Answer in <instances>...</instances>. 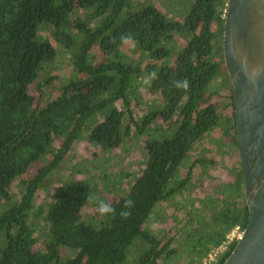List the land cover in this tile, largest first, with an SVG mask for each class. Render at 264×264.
<instances>
[{"label": "trees", "instance_id": "obj_1", "mask_svg": "<svg viewBox=\"0 0 264 264\" xmlns=\"http://www.w3.org/2000/svg\"><path fill=\"white\" fill-rule=\"evenodd\" d=\"M226 4L227 0H193L182 20H177L148 1L0 0V264H124L137 241L134 264H156L163 256L170 239L163 243L145 223L159 202L171 200L186 187L190 169L180 176V166L188 161L192 146L220 124L216 104L206 102L214 91L210 84L222 77L232 92L222 55ZM76 8L87 11L84 18L70 19ZM42 28H51V38L69 52L73 66L57 97L44 103L29 92V85L57 54L55 44L40 34ZM129 32L135 49L152 61L142 65L125 53L119 37ZM174 34L184 37L185 43L179 45ZM95 46L103 57L92 52ZM152 72L156 78L145 84ZM184 78L190 82L187 91L173 84ZM142 84L159 93L161 103L137 119L131 101L140 99ZM230 100L233 106L232 93ZM156 117L167 123L165 130L151 127ZM132 124L136 134H146L149 157L125 194L107 202L93 196L89 179L71 178L55 189L46 209L36 206L45 179L84 132L91 143L108 151L130 134ZM223 124L224 134L236 144L234 112ZM46 154L51 155L45 158ZM38 162L42 164L37 171L21 180L22 195L16 200L10 192L13 182L28 175L29 166ZM207 162L214 161L201 156L190 167ZM232 174L234 181L220 189L226 195H240L243 202L223 199L221 208L212 210L208 232L193 238L190 248L196 255L189 264L201 261L234 226L243 230L247 224L240 163ZM127 199L134 201L130 209H124ZM100 201L116 214L99 211L84 219L83 206H99ZM122 210L131 215L122 218ZM41 213L43 248L34 250L35 216ZM235 244L216 264L223 263ZM63 247L73 255L63 258Z\"/></svg>", "mask_w": 264, "mask_h": 264}, {"label": "rangeland", "instance_id": "obj_2", "mask_svg": "<svg viewBox=\"0 0 264 264\" xmlns=\"http://www.w3.org/2000/svg\"><path fill=\"white\" fill-rule=\"evenodd\" d=\"M131 1L133 4L143 1L151 2L162 13L177 20H182L193 2V0ZM86 14V10L76 8L70 14V19L78 16L84 18ZM211 28L212 32L217 34L214 23H212ZM50 29L42 28L40 34L55 44L56 57L43 67L38 80L29 85V92L40 103L57 97L60 85L71 76L73 68L69 52L51 38ZM174 37L179 45L184 44L186 41L179 34H174ZM122 48L136 63L144 65L148 61H152L148 57L143 58L139 50L135 49V44L132 41L127 44L124 43ZM92 52L99 58L104 55L97 46L92 48ZM95 60L97 59L95 58ZM75 77L82 78L84 75L75 74ZM46 80L48 81L45 83ZM145 84H142L139 88L140 99L138 102L131 101L132 115L137 119L144 116L150 107L161 103L160 95L151 92ZM210 88L214 91L206 102L216 104L221 118L220 124L192 146L188 161L180 166L178 170L180 176H185L190 169V181L186 187L171 200L159 202L145 223L150 233L160 238L163 243L170 239L169 247H167L163 256L157 260L156 264H189L190 259H194L196 255V253L191 252L190 248L193 238L198 233L208 232V223L212 220V210L221 208V200L223 199L240 205L243 202V197L240 195H226L220 189L222 186L234 181L232 170L239 166L238 146L234 144L229 134L225 135L223 132V119L231 117L233 113L230 100L232 92L229 87H226V84L224 85L222 77L214 80L210 84ZM116 105L118 108L123 109L121 101H116ZM124 119L125 123L128 122L126 117ZM150 125L162 130L167 128V123L159 117H156ZM130 130V134L123 139L119 146L108 151H102L97 145L91 143L85 136L86 132H84L79 139L74 141L68 154L59 163L60 165L45 179L43 187L39 190L36 206L46 209L52 201L55 189L71 178L89 179L94 187L93 196L102 197L107 202L116 200L125 194L131 183L145 167L149 157L144 146L147 138L146 134H136L133 124ZM53 146H58L57 140L53 141ZM50 155L46 154L44 157L48 158ZM201 156L214 162H207L206 165L196 163L191 168V163ZM41 164V162H38L30 165L28 175L26 174L13 182L10 192L16 200L20 199L22 195L21 180L33 175ZM97 206L95 204L83 206L81 212L83 218L88 220L89 217L97 214L99 212ZM35 218L33 231L37 241L33 244V249L41 250L43 248L42 229L45 227L44 213L36 215ZM240 231L241 228L235 232V235ZM137 244L138 241L130 246L124 264H134L139 248ZM171 249L174 251L166 254ZM60 252L63 258L70 257L74 253V251L64 247L60 249ZM201 261L192 264H200Z\"/></svg>", "mask_w": 264, "mask_h": 264}, {"label": "water", "instance_id": "obj_3", "mask_svg": "<svg viewBox=\"0 0 264 264\" xmlns=\"http://www.w3.org/2000/svg\"><path fill=\"white\" fill-rule=\"evenodd\" d=\"M247 224L222 264H264V0H227L222 34Z\"/></svg>", "mask_w": 264, "mask_h": 264}, {"label": "clouds", "instance_id": "obj_4", "mask_svg": "<svg viewBox=\"0 0 264 264\" xmlns=\"http://www.w3.org/2000/svg\"><path fill=\"white\" fill-rule=\"evenodd\" d=\"M120 41L127 44L131 41H133V34L131 32L127 33V34H122L120 37H119ZM156 73L155 72H152L149 74V76H147L144 80V83L146 84H150V81L155 79L156 78ZM173 84L174 86L177 88V89H182V90H185L187 91L189 88H190V82L187 78H184L182 80H177V81H173ZM134 206V201L131 200V199H127L125 200L124 202V209H130ZM98 210L100 211L101 214L103 215H115V209L103 202V201H100L99 202V206H98ZM131 215L130 211H126V210H122L120 212V216L122 218H127Z\"/></svg>", "mask_w": 264, "mask_h": 264}, {"label": "built area", "instance_id": "obj_5", "mask_svg": "<svg viewBox=\"0 0 264 264\" xmlns=\"http://www.w3.org/2000/svg\"><path fill=\"white\" fill-rule=\"evenodd\" d=\"M240 227L238 225L234 226L225 236V239L217 246L212 247V249L202 258L200 264H215L219 260L220 256L223 255L226 251L229 250L230 245L233 241H237L241 235V232H238L235 235V232Z\"/></svg>", "mask_w": 264, "mask_h": 264}, {"label": "flooded vegetation", "instance_id": "obj_6", "mask_svg": "<svg viewBox=\"0 0 264 264\" xmlns=\"http://www.w3.org/2000/svg\"><path fill=\"white\" fill-rule=\"evenodd\" d=\"M159 94V93H158ZM238 146V145H237ZM240 163V162H239Z\"/></svg>", "mask_w": 264, "mask_h": 264}]
</instances>
